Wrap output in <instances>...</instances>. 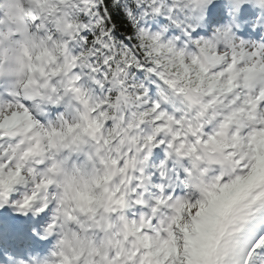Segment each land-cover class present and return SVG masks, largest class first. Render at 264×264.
I'll list each match as a JSON object with an SVG mask.
<instances>
[{
  "label": "clouds",
  "instance_id": "obj_1",
  "mask_svg": "<svg viewBox=\"0 0 264 264\" xmlns=\"http://www.w3.org/2000/svg\"><path fill=\"white\" fill-rule=\"evenodd\" d=\"M213 2L124 0L109 35L91 0H0V210L29 233L0 264H238L264 226V0L209 27Z\"/></svg>",
  "mask_w": 264,
  "mask_h": 264
},
{
  "label": "snow or ice",
  "instance_id": "obj_2",
  "mask_svg": "<svg viewBox=\"0 0 264 264\" xmlns=\"http://www.w3.org/2000/svg\"><path fill=\"white\" fill-rule=\"evenodd\" d=\"M124 0H91L89 15H92L94 21L101 22L104 26L105 32H108L109 28H112V32L109 35H114L119 27H121L120 21L125 16L129 19L133 18V11L131 9L123 10L122 5ZM238 8V15L235 19L243 22L249 17L256 15L249 4L243 3L242 0H235V4H228L227 0H214L211 6L207 9L206 23L210 27L212 24L222 23L229 19L228 9ZM197 30L192 32V36H198ZM250 28L248 24H244V33L248 34ZM253 35H258L259 30ZM161 203L163 201H160ZM17 218L11 217L7 209L0 210V248L7 247L9 245L13 247H22L28 241V229L24 222L16 223ZM255 228L252 223H244L241 226V231L237 234L235 242L237 244L236 251L240 254L238 264H261L264 260V226L255 236L252 233ZM209 239L211 238V232L205 234ZM34 239V238H33ZM210 245L201 244L193 246V255L196 257L190 261V264H211V261L205 257L209 254L208 248ZM187 248V245H186Z\"/></svg>",
  "mask_w": 264,
  "mask_h": 264
}]
</instances>
